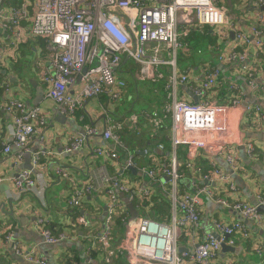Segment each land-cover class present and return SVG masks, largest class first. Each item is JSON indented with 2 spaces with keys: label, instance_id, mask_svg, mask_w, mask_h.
Returning a JSON list of instances; mask_svg holds the SVG:
<instances>
[{
  "label": "crops",
  "instance_id": "obj_1",
  "mask_svg": "<svg viewBox=\"0 0 264 264\" xmlns=\"http://www.w3.org/2000/svg\"><path fill=\"white\" fill-rule=\"evenodd\" d=\"M215 3L227 10L234 26L247 34L251 33L258 11L255 0H217ZM8 7L4 0L3 9L7 11ZM24 26L30 29V23H24ZM208 29L217 43L216 48H211L209 43L208 47L204 44L197 53L187 57L186 53H180L176 73H189L191 78L204 79L214 67H218L221 76L217 84L204 98H199L192 91L191 86H196V83H178L175 89L178 100L193 103L213 101L228 107L227 112L222 114L221 121L223 126H227V131L214 133L210 138L209 148L198 151L193 166L189 165L190 147L178 146L176 155L179 154L184 168L180 172L182 179L176 198L180 200L186 190L195 192L197 187L209 186L215 197L230 202L240 199L254 204L259 195L264 197V48L259 50L254 44L239 40L236 36L221 38L218 28ZM197 30L204 32V27ZM0 38L4 44L3 57L0 59V148L12 141L13 117L6 110L9 99L21 100L29 108L40 107L48 119L44 140L34 137L22 160H18L15 154L0 160V264H36L29 260V254L45 259L47 264H79L74 260L78 252H81L82 258L80 264H130L124 252L123 255L117 254L112 258L107 252L97 256L98 259L91 258V243L96 239L100 241L105 230L108 217L105 216L106 206L109 214L110 196L106 187L84 196L83 201L88 202L80 205L82 217L79 220L80 215L71 208L68 201L76 188L83 187L90 180L99 181L100 171L105 169L130 188L128 191H120L123 195L118 192L129 218L137 220L142 216H151L150 211H143L141 206L135 204L134 198L141 199L140 195L144 190H153L154 194L159 189L156 185L153 187L146 171L151 166L161 167L166 158L172 160L174 156L170 138L172 117L169 119L168 116V112H171L170 92L166 90L168 77L173 75L172 68L162 70L163 76H157L155 80H135L130 72L136 71L138 65L135 61L128 60L125 69L129 72L124 75L128 85L118 101H109L106 96L94 98L74 115L68 116L60 114L57 103L47 96L49 86L44 84L42 77L38 79L33 73L39 66L43 68L49 63L51 56L44 59L41 47L45 45L46 51H49L47 40L41 37L30 38L21 56L18 53L20 45L15 48L10 45L11 33L1 31ZM204 41L206 43L205 39ZM233 50L247 53V61H230L227 55ZM179 68L182 72H179ZM251 71L254 74L252 78L249 76ZM24 81L28 86L24 85ZM7 85L9 90H6ZM232 85L237 86L236 90L231 88ZM40 94L41 101L38 100ZM249 107L260 108L259 111H253L255 121L247 120ZM60 116L66 118L58 120ZM132 116L138 119L136 128L128 121ZM106 117L110 118V122L124 124L120 133L121 143L130 147L134 153L135 172L127 166L128 155L125 157L113 141L103 137ZM89 128H95L96 132L88 133ZM78 135L86 136V145L79 150H69L71 138ZM250 142L255 147L253 155H249L246 147ZM215 145H223L225 154L210 155ZM100 147L115 148L119 158L105 161L96 152ZM183 152L186 153L185 157ZM35 153H42L36 173L41 174L40 180L45 182L44 199H40L33 191L19 192L13 181V177L23 169L32 167L30 165ZM227 154L237 156L236 167L226 160ZM204 160L210 166L203 164ZM212 161L231 179L209 175V180H212H204L214 169ZM225 163L231 167L233 174ZM58 167L66 169L69 177L58 175ZM231 183L235 184L236 190H230ZM157 185L167 195L173 193L169 177H162ZM168 197L172 207L169 219L164 221L172 223L174 199ZM128 203L134 204L138 212L137 218L132 219ZM199 211L201 224L197 230L192 225L179 230L177 246L179 250L182 249L181 252L192 253L195 245L202 242L207 233L214 232L215 220L233 222L240 219L236 210L208 196L202 197ZM12 212L14 215L10 214ZM181 216L182 213L179 212L178 217ZM82 218L86 223L82 222L81 225ZM40 220L44 222L40 223ZM248 227L252 238L248 241L238 240L237 245L222 248L213 264H264V258L256 252V246L264 247V213L261 224H248ZM44 228L49 229L53 235L65 234L66 239L57 244L47 243L42 236ZM125 229L124 226L119 233L120 242L124 238ZM9 234L12 235L10 240L7 239Z\"/></svg>",
  "mask_w": 264,
  "mask_h": 264
},
{
  "label": "built area",
  "instance_id": "obj_2",
  "mask_svg": "<svg viewBox=\"0 0 264 264\" xmlns=\"http://www.w3.org/2000/svg\"><path fill=\"white\" fill-rule=\"evenodd\" d=\"M29 1L22 0L20 4L10 5L5 11L4 0H0V32L11 33L10 45L14 48L30 38L41 37L47 40L51 58L48 65L42 68L41 75L44 84L49 86L47 96L57 103L60 114L74 115L89 100L103 95L109 101H118L128 85L124 76L129 72L125 69L128 60L135 61L138 65L136 71L130 72L135 80H155V77L163 76L161 71L165 68H172L173 71V75L168 77L166 90L170 92V138L174 156L170 164L164 163L161 167L146 171V175L155 182H161L164 176L169 177L173 190L170 196L174 199L173 221H159L150 216H142L137 220L128 217L124 238L116 250L109 252V257L124 252L130 264H213L223 245L235 246L238 240H250L252 233L246 221L255 226L261 224L263 213L259 206L264 205L262 195L257 197L254 204L240 199L230 202L215 197L209 186H202L197 187L195 192L186 190L180 200L176 198L178 182L182 178L176 157L178 146L190 147L189 165L193 166L198 151L209 148L210 138L214 133L227 131V126H223L221 121L222 114L227 112L228 107L213 101L193 103L178 100L175 87L178 83H196V86H191L192 91L199 98H204L221 76L218 67L206 74L204 79L191 78L189 73L177 75L178 50H188L189 44L185 40L194 30L204 26L218 28L221 38H227L234 32L239 40L252 43L262 50L264 10L261 8L264 7V0H255L258 9L256 22L248 34L230 22L231 16L225 8L217 6V0H35L32 19L28 11ZM24 23H30V29ZM3 53L4 44L0 38V59ZM247 57V53L235 50L227 55L230 61L239 62H246ZM253 75L251 71L250 78ZM236 87L231 86L233 90ZM9 89L7 85L6 90ZM259 109L249 107L250 112ZM6 110L13 117L12 141L0 148V160L12 154L22 160L34 137L44 140L48 119L40 107L29 108L18 99H9ZM128 121H131L134 128L137 127L136 117L132 116ZM123 128L122 122H110V118L106 117L103 137L113 141L117 149H128L121 143L120 133ZM95 132V128L88 129V133ZM86 143V136H74L69 150H79ZM246 147L249 155H253V143H247ZM96 152L105 161L119 158L115 148L100 147ZM223 153V145H215L210 155ZM41 154L35 153L31 161L32 167L23 169L13 177V181L19 192L33 191L40 199H44L45 182L40 180L42 175L36 173L40 167ZM128 156L127 166L132 167L133 154L128 151ZM225 157L236 167L237 156L227 154ZM213 168L204 180L211 181L209 175L231 179L214 162ZM56 172L62 177H69L67 170L61 167ZM100 173L99 181L90 180L83 187L76 188L68 203L71 207H79L85 195L106 187L110 196V208L100 241L109 246L114 215L117 210L126 212L118 192L128 191L130 188L105 169H101ZM229 188L232 191L237 189L234 183ZM151 194V190L141 192V196L146 199H150ZM203 196L215 198L236 210L240 219L233 222L215 220L214 232L207 233L204 240L195 245L192 253L180 252L177 246L179 230L186 225H192L196 230L200 227L199 206ZM179 212L182 213L181 217H178ZM43 222L40 220V223ZM81 222L86 223L84 218ZM11 236L9 234L7 239L10 240ZM42 236L50 244L66 239L65 234L53 235L47 228L43 229ZM256 252L264 258V247L256 246ZM28 257L36 264H47L45 259H39L33 254Z\"/></svg>",
  "mask_w": 264,
  "mask_h": 264
},
{
  "label": "trees",
  "instance_id": "obj_3",
  "mask_svg": "<svg viewBox=\"0 0 264 264\" xmlns=\"http://www.w3.org/2000/svg\"><path fill=\"white\" fill-rule=\"evenodd\" d=\"M22 0H14V2L9 3L8 0H5V4L7 3L8 6L12 5H17L20 4ZM209 26H206L204 28V32L200 31V30H195L194 32L191 33V36H189V38H187L185 40V42H187L188 45V50H182L183 53H186V57L189 56L190 54H194L197 53L196 51H198L201 47H203V45L205 44V46L208 47V44L210 45L211 48H216L217 43H215L214 39H213V34L212 32L208 29ZM203 32V33H202ZM204 39L206 40V43L204 41ZM29 39L27 41V43H21L20 44V50L18 53H20V55L22 56V50L26 47V45L29 43ZM180 57V55H179ZM178 57V59H179ZM189 68V67H188ZM216 68V67H214ZM213 68V69H214ZM212 69V70H213ZM189 70V69H188ZM186 70V71H188ZM2 79V75L0 73V80ZM102 97H105L104 95ZM170 112H168V116L170 119ZM255 113L253 111L248 112L247 115V120L248 121H255ZM128 149H120L123 152V155L126 157L128 155V151H131V149H129L130 147L125 146ZM181 147V146H180ZM187 148V147H186ZM178 150V149H177ZM180 152V151H179ZM184 153V157L186 156V153ZM133 154V159H134V153ZM129 156H127L128 158ZM167 161V162H166ZM165 163L166 164H170L171 160L169 158H166ZM177 161H178V171L182 172V169L184 168L183 162L180 160L179 154L177 153ZM205 163L203 164H209V162L207 160H204ZM208 166V167H209ZM151 169L156 168V166H151ZM182 174V173H180ZM182 179V178H181ZM181 179L178 182V186L180 189V185H181ZM152 183L154 184L153 187L159 188L157 190H155V193L151 195L150 199H146L144 197H142L141 195V199L139 197H135L134 198V202L136 205L141 206L140 208L143 211L149 212V214H151L150 217H153L159 221H164V220H168L170 217V212H171V207L172 204L170 202V199L168 197V195L164 192V190L161 188V186L157 185V182L152 181ZM156 185V186H155ZM152 192H154L152 190ZM91 196V195H90ZM149 200V201H148ZM88 201H83L81 203V205H83V203H87ZM141 202V203H140ZM72 208V207H71ZM76 211V213H78L79 215L81 214V209L80 206L79 207H73ZM82 216L80 215V217L78 218V220L81 218ZM128 213L126 212H121L120 210H117L115 215H114V219L112 221V232L110 235V242H109V246H105L104 243H102L101 241H99L98 239H96L94 242L91 243V258L93 259H98L97 256L99 257L100 254H103L104 252L109 253L111 250H116L119 247L120 244V236L119 233H121V231L123 230L125 224H126V219L128 218ZM82 225V222H80ZM48 226V225H47ZM50 226V225H49ZM48 226V227H49ZM120 255H123L122 253H119ZM74 260L76 262H78L79 264L81 263V252H78L77 255L75 256ZM71 262V260L69 261Z\"/></svg>",
  "mask_w": 264,
  "mask_h": 264
},
{
  "label": "water",
  "instance_id": "obj_4",
  "mask_svg": "<svg viewBox=\"0 0 264 264\" xmlns=\"http://www.w3.org/2000/svg\"><path fill=\"white\" fill-rule=\"evenodd\" d=\"M261 10H264V7H262ZM231 36H232V38H235V33L232 32V33H231ZM191 95H193V94L191 93ZM41 99H42V95L40 94V95L38 96V100L41 101ZM197 103H198V102H197ZM63 118L65 119L66 117H65V116H60L58 120H62ZM215 157H216V159H220L219 156H215ZM225 164H226L228 170L230 171V173L233 174V171H232L231 167H230L227 163H225ZM30 166H31V165H30ZM130 169H131L132 171H134V172L136 171L135 166L130 167ZM235 176H236V175H235ZM236 177H237V176H236ZM123 194H124V193L120 192V195H123ZM128 208H129V210H130V213H131L132 219L137 218L138 212H137V210H136L134 204H133V203H128ZM259 210H260L262 213H264V205L259 206ZM10 214H11V215H14V212H12V213H10ZM107 215H108V206L105 207V216L107 217ZM246 223H247V224H250L248 221H246ZM225 248H229V246H227V245H223V249H225ZM179 251L181 252L182 249H180Z\"/></svg>",
  "mask_w": 264,
  "mask_h": 264
},
{
  "label": "rangeland",
  "instance_id": "obj_5",
  "mask_svg": "<svg viewBox=\"0 0 264 264\" xmlns=\"http://www.w3.org/2000/svg\"><path fill=\"white\" fill-rule=\"evenodd\" d=\"M28 5H29V9H28V11H29V16H30V19H32L33 18V16H34V14H35V6H36V1L35 0H30L29 1V3H28ZM206 26H204V28H205ZM203 28V27H202ZM41 47L43 48V53H44V59L45 58H50V54H51V52H49L48 50L46 51V48H47V46H45V45H41ZM180 53H182L181 52V49L180 50H178V57H179V55H180ZM40 67V66H39ZM36 68V70L33 72L35 75H37L38 76V79H41V77H42V67L41 68ZM134 69H136V68H134ZM179 72H182V69H180L179 68ZM24 85L26 86H28V83L26 82V81H24ZM168 196H170V195H168ZM171 202V201H170Z\"/></svg>",
  "mask_w": 264,
  "mask_h": 264
}]
</instances>
